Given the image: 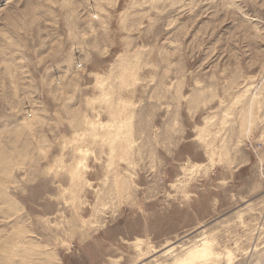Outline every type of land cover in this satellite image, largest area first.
<instances>
[{
    "label": "rangeland",
    "instance_id": "374dc122",
    "mask_svg": "<svg viewBox=\"0 0 264 264\" xmlns=\"http://www.w3.org/2000/svg\"><path fill=\"white\" fill-rule=\"evenodd\" d=\"M182 261L264 264V0H0V264Z\"/></svg>",
    "mask_w": 264,
    "mask_h": 264
},
{
    "label": "bare ground",
    "instance_id": "6f19581e",
    "mask_svg": "<svg viewBox=\"0 0 264 264\" xmlns=\"http://www.w3.org/2000/svg\"><path fill=\"white\" fill-rule=\"evenodd\" d=\"M76 168H77V167H75V168L73 167L71 173H75V172H76ZM206 253H207V249L205 248L204 245H203L201 248L196 249V250L190 252V254H191V258H192V257L195 258L196 256H202V255H205ZM183 261H185V260H183ZM183 261H182V262H183ZM180 263H181V262H180ZM181 264H184V262L181 263Z\"/></svg>",
    "mask_w": 264,
    "mask_h": 264
}]
</instances>
